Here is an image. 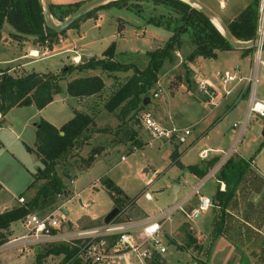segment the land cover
Segmentation results:
<instances>
[{
    "label": "rangeland",
    "instance_id": "obj_1",
    "mask_svg": "<svg viewBox=\"0 0 264 264\" xmlns=\"http://www.w3.org/2000/svg\"><path fill=\"white\" fill-rule=\"evenodd\" d=\"M142 3L148 5L143 15L127 8L110 7L102 12L104 14L101 16L99 27L95 26V20L101 10L96 12L95 17L86 18L78 24L84 22L87 33L83 43L86 41V47L94 52V57H104V49L114 41L115 49L112 59L123 63L125 69L117 71L75 70L60 81L62 91L41 112L29 106H16L0 118V205L6 204L4 200L10 202L7 204L8 207L18 205L19 195H23L25 201H28L34 196L37 187L46 181V179H40L29 187L32 173L37 167H43L40 157L27 149L34 144L35 127L40 120L48 119L54 125L61 126L74 115L75 110L91 115L93 123L55 162L54 173L61 178L63 189L57 193L54 203L49 205L50 207L33 211L39 215H45L56 208H61L67 214L69 225L79 227L99 225L115 207V199L105 185L106 178L112 179L124 190L126 196L135 198L134 203L143 212L141 218L153 217L171 208L176 202L172 201L169 185L170 183L173 185L181 183L183 177L175 176V174H180L182 169H186L179 168L172 162L171 153L175 148L182 153L180 162L186 164L197 162L200 158L199 152L203 148L222 146L221 152H217L222 160L230 156L238 159L241 157L239 152L243 156H249L254 149V145L246 151L243 147L245 143L251 141L255 131L253 127L257 123H263L264 119L250 120L239 142L234 144L238 128L233 127V122L243 121L246 108L240 101L236 109L228 112L226 110L241 96L242 85L234 82L227 84L226 89L229 92L226 93L225 88L222 87V79L216 73L218 71L222 74L225 70L233 71L237 64L241 68L242 75H246L252 66L254 52L249 69L245 61L237 62L226 50H218L216 58L197 56L189 62L186 57L193 45L184 36L181 38V45L173 53V60L165 61L156 73V79L148 91L149 101L146 104L143 103L140 109L131 111L125 119L120 117L121 106L112 112L104 108L106 100L127 79L136 71L145 68L148 62L147 52L163 46L168 38L166 35L170 34L162 27L147 24L144 17L151 13L156 15L160 12L167 13V9L144 1ZM12 29L9 23L4 22L0 32L7 35ZM148 32L154 33L153 36H150ZM66 37L67 35L61 34L55 40L49 39L44 44H39L34 38V44H37L39 52L35 57L26 58L27 60L36 59L31 61L26 68L29 71L42 73H59L64 65L80 63L81 57L79 61L73 58L79 54L83 55V52L79 51L80 43L78 42L77 46L70 44L63 47L66 44L64 41ZM73 38H78V35ZM55 46L59 48L52 50ZM65 48H69L70 52H61ZM18 52L19 48L0 46V67L7 66L0 70L9 69L15 75L21 74L23 69L20 66V60H15L13 66H8L12 65L10 59L14 57L11 56ZM85 55L87 58L91 57L89 54ZM5 60H9L8 63ZM77 75H99L105 86L100 93L79 101L65 92L68 80ZM204 78L209 79L213 87L207 86L206 90L200 89L197 80ZM155 92L158 96H154ZM257 92L264 95L263 69L260 71ZM145 112L150 113L166 127L173 124L177 128H189L191 134L187 143H177L174 138H153L142 127L139 119V115ZM215 119H218L217 122L200 137L206 126ZM130 129L137 132L136 138L142 142L141 147H136L134 141L128 138L127 131ZM233 131L235 132L234 139L228 141V135L233 134ZM198 137L199 139L186 150L183 148ZM249 143L254 144L252 141ZM232 145L235 146L236 152L231 149ZM91 156L94 160L88 163V158ZM220 160L211 169L209 168L210 174L220 164ZM215 177H218V170L215 172ZM242 180L237 184L235 195L230 200L232 201L228 208L232 213L229 214L230 217L224 214L221 219L219 208L215 210L210 224L208 217L191 219L184 211L175 209L170 214V219L163 224L159 237L167 251L157 263L264 264V227H259L264 222V193L263 191L261 193L248 191L247 188L251 187V182L243 183ZM215 186V179L210 178L199 193L210 197L215 191ZM218 187L220 190H222L221 187L226 189L225 183L219 182ZM237 189L243 190L240 195ZM77 192L80 194L77 195ZM145 192L151 193L153 198L147 199ZM182 195L183 192L180 193L177 201ZM197 196L198 194L194 195L190 200V206L196 205ZM85 203L88 204L85 205ZM216 203L214 201V204ZM190 206L185 205L186 212H189ZM130 209H132V204L127 209L129 214ZM124 210L121 214L125 212ZM256 212L259 216L251 222L253 227L244 226L243 216L246 213ZM220 225L221 229L218 231ZM14 228L13 236L27 231L21 220L14 222ZM8 232L7 241L12 237L10 226ZM188 233L196 237L197 244L180 249L179 245H184ZM6 242L0 245V264L34 263L36 253L44 252L53 243H39L36 249L32 245L20 250L17 245L5 244ZM63 257V254H50L45 256L40 264H58ZM118 264H124L123 260Z\"/></svg>",
    "mask_w": 264,
    "mask_h": 264
},
{
    "label": "trees",
    "instance_id": "obj_2",
    "mask_svg": "<svg viewBox=\"0 0 264 264\" xmlns=\"http://www.w3.org/2000/svg\"><path fill=\"white\" fill-rule=\"evenodd\" d=\"M142 1L167 9V13L160 12L158 15L151 13L149 16L144 17L147 24L162 27L169 31L171 35L163 46L147 52L148 62L145 68L141 71H136L104 103V108L110 112L121 106L120 117L122 119H125L131 111L142 107L145 97L148 96L149 88L156 79V73L165 61L173 60V53L181 45L182 37L188 38L193 45L191 52L186 57L189 62L193 61L197 56L216 58L218 50L234 49L207 15L198 7L182 0H112L92 9L75 21L69 28L78 27L80 21L95 17L98 10L110 7L127 8L143 15L148 5L142 3ZM83 2L50 3L51 14L54 19L63 21ZM258 3L259 0H253L252 3L242 10L237 19L228 24L230 32L237 39L251 40L256 37ZM4 22L12 26L16 32L15 34L34 36L35 41L39 44H44L49 39L55 40L59 35L66 32L65 30L58 34L46 26L40 0H0V30ZM114 49L115 43L113 41L104 49V57L96 58L91 56L80 63L64 65L59 73L22 70L21 74L15 75L9 72V69L0 70V115L3 116L9 109L16 106L32 105L37 109L45 107L53 101L56 94L62 91L60 81L64 80L66 75L71 74L75 70L101 69L117 71L125 69L123 63L112 59ZM254 49L255 47H249L241 50L249 53L253 52ZM262 49L264 51V45ZM104 86V81L99 75L80 76L66 83L65 92L70 96L86 98L100 93ZM217 120H213L210 126L214 125ZM92 123L93 117L91 115L77 110L60 127H56L45 119L40 120L35 130L34 148L27 147V149L40 157L43 167H37L36 171L32 173V181L29 187L40 179H46V181L37 187L31 199L0 212V245L8 240L7 233H9L11 223L21 220L31 211L44 209L54 203L57 193H60L63 189L61 178L54 173L55 162L73 146ZM127 134L128 138L134 141L136 147L142 146V142L136 138L137 132L135 130L130 129ZM195 141L196 139L191 141L185 148ZM180 155L181 153L175 148L171 153L172 162L179 168H187V170L200 178L204 177L209 168L218 160V157H214L204 161L201 166L197 163L185 166L179 160ZM93 160V156L89 157L88 163ZM248 166V161L243 157L235 159L230 156L218 170L217 178L225 183L226 189L220 190L218 187L212 197V201L213 203L214 201L217 202L216 204L219 205L221 219L226 213L225 210L234 195L237 184L244 178ZM105 185L115 199V207L118 208V213L134 203L135 198L126 196L112 179L106 178ZM220 229L221 225L218 227V231ZM196 244V237L188 233L184 245H179V248L195 246ZM75 253L74 248H69L64 243H52L44 252H37L35 262L31 264H40L42 259L50 254L64 255L58 264H83L80 260L74 258ZM157 262L156 264H158Z\"/></svg>",
    "mask_w": 264,
    "mask_h": 264
},
{
    "label": "built area",
    "instance_id": "obj_3",
    "mask_svg": "<svg viewBox=\"0 0 264 264\" xmlns=\"http://www.w3.org/2000/svg\"><path fill=\"white\" fill-rule=\"evenodd\" d=\"M257 16L256 37L261 39L264 37V0H260L258 3ZM262 47L260 44L255 46L253 63L248 74L242 75L238 66H235L233 71H224L222 74L217 72V75L222 79V87L225 88L226 93L229 92L226 85L232 82H242L248 90L244 119L233 122V127L238 128L234 144L239 142L250 120L264 119V95L257 92L260 71L264 70ZM198 84L200 89L204 90L207 86L213 87L206 79L198 80ZM154 96H158V93L155 92ZM139 119L142 127L156 139L174 138L177 143L185 144L191 134L189 128L162 125L148 112L140 114ZM234 147L232 145L231 149L235 151ZM200 155L205 157L206 151H202ZM198 189V186L194 187L184 199L175 200L176 203L171 208L156 216L135 218L127 211L128 206L123 214L119 212L109 221L103 220L99 225L89 227L69 225L67 214L61 208H56L45 215L31 211L21 219L27 231L10 239L5 244H15L22 250L32 245L36 249L39 243H64L69 248L75 249L74 258L84 264H118L121 260L124 264H155L167 251L159 237L162 233L161 221L169 217L175 209L184 211L188 218L196 219L213 205L211 197L199 195L197 204L191 207L189 212H186L185 205L191 197L199 193ZM144 195L147 199H152L151 193L145 192ZM17 201L22 204L25 198L19 196Z\"/></svg>",
    "mask_w": 264,
    "mask_h": 264
},
{
    "label": "crops",
    "instance_id": "obj_4",
    "mask_svg": "<svg viewBox=\"0 0 264 264\" xmlns=\"http://www.w3.org/2000/svg\"><path fill=\"white\" fill-rule=\"evenodd\" d=\"M79 1H86V0H49V2L50 3H53V4H67V3H75V2H79ZM199 1H201L202 3H204L205 5H207L208 7H210L212 10H214L221 18H222V20L227 24V26H228V24L231 22V21H233V20H235V19H237L238 17H239V15H240V13L242 12V10L244 9V8H246L250 3H252L253 2V0H199ZM260 1V0H259ZM105 10L103 9V10H101V12H99V14H98V17L96 18V22H95V26H98L99 24H100V22H101V16H103V14L104 13H102V12H104ZM258 24V23H257ZM149 25H151V24H149ZM99 27V26H98ZM145 27H146V25H145ZM72 32H75V33H72ZM144 32V31H143ZM16 33L15 32V30L14 29H12V30H10L9 32H8V34L6 35L4 32H1V34H0V46H9L10 48H19V52H18V54H14V56H11V57H14V58H11L10 59V61H11V63H12V65H8L9 67L10 66H13V62H15V60H20V62H21V67H22V69L23 70H27V71H29L26 67L30 64V62L31 61H33V60H36V59H33V60H27L26 58H30V57H35V56H37V55H32V52L33 51H38L39 52V48H38V46H37V44H34L35 42H34V36H31V35H19V34H15V35H18V36H15L14 34ZM86 33H87V31H86V29L84 28V22H82V24H80V25H78V27H76V28H69V29H67V32L64 34V35H67V37L64 39V41H65V43L66 44H64V46L63 47H65L66 45H70V44H74V45H76L77 46V44H78V42L80 43L79 44V46L81 45V47H79V51H81V50H83V49H89L88 47H86V41H85V43H83V41L84 40H86ZM148 34L150 35V36H153V34L154 33H150V32H148ZM75 35H78V38H76V39H74L73 37L75 36ZM171 35V33L170 34H167L166 36L167 37H169ZM72 39H74V40H72ZM168 39V38H167ZM60 41H61V39H60ZM72 41V42H71ZM163 41V40H162ZM36 45V46H35ZM57 48H59V47H52V50H54V49H57ZM92 51V50H91ZM30 52V53H29ZM61 52H63V53H68V52H70V50H69V48H65V49H62V51ZM226 52H229V54H232V57H234L235 59H236V61L237 62H240V61H245V65H247L248 66V69L250 68V64H251V56H252V53L253 52H249V53H246V52H243L241 49H229V50H226ZM54 53H58V52H54ZM54 53H52V54H54ZM263 54H264V51H263ZM49 55H51V54H49ZM94 55V52H93V54H92V56ZM48 56V55H47ZM45 57V56H44ZM79 57H81V54H79V55H76V56H74L73 58H74V60L75 61H79ZM7 61H9V60H5V62L6 63H8ZM15 65V64H14ZM235 66H238L239 67V69H240V72H241V74H243L242 73V71H241V68H240V66L239 65H235ZM0 68H7V66L5 67V66H3V67H0ZM85 70H87L88 71V69H85ZM250 70V69H249ZM9 71V70H8ZM34 71V70H33ZM84 71V70H83ZM225 71H228V70H225ZM10 72V71H9ZM218 72V71H217ZM216 72V73H217ZM40 73H42V72H40ZM216 73H215V77H216ZM248 74V73H247ZM245 75V74H244ZM80 76H84V75H77V76H75V77H80ZM75 77H73V78H75ZM73 78H71V79H73ZM71 79H69V80H71ZM204 79H206L207 81H209L210 82V80L209 79H207V78H204ZM68 80V81H69ZM198 80H201V79H198ZM197 80V81H198ZM211 83V82H210ZM212 84V83H211ZM235 84H237V85H242V87H241V92H240V94H241V96L238 98V100L236 101V102H234L232 105H230L229 106V108L226 110V112H228V111H231V110H233V109H236L237 108V106H238V104L240 103V101H242L243 102V104H244V106H245V108L247 107L246 105H247V94H248V90H247V88H246V86H245V84L244 83H242V82H240V83H235ZM66 87V86H65ZM59 94V93H58ZM57 95V94H56ZM55 95V96H56ZM245 95V96H244ZM262 95V94H261ZM55 96H54V98H53V100L55 99ZM73 97H75V96H73ZM75 98H77L79 101H83V100H85V98H78V97H75ZM53 101H51L50 103H52ZM49 103V104H50ZM49 104H47V105H49ZM46 105V106H47ZM46 106L45 107H43V108H41V109H37L36 107H34V106H29V107H33V108H35L36 110H37V112H41L43 109H45L46 108ZM225 112V113H226ZM4 117V115L2 116V115H0V118H3ZM220 118V117H219ZM218 118V119H219ZM258 119H260V118H257V119H255V120H258ZM45 120H47L48 122H50L51 124H53V122L51 121V120H48V119H45ZM157 120V119H156ZM212 122V121H211ZM211 122L206 126V129L204 130V132L200 135V137L204 134V133H206V131H207V129L209 128V127H211L210 126V124H211ZM235 122V121H234ZM1 125V124H0ZM54 125V124H53ZM35 126H36V124H35ZM56 126V125H55ZM171 126H174L173 124H171ZM171 126H167V127H171ZM56 127H60V126H56ZM36 128H37V126L35 127V130H36ZM2 129V128H1ZM253 130H255L254 131V133H253V135H252V138L250 139L254 144H250L249 142H251V141H249V142H247V143H245V145H244V147H243V149H244V151H246L249 147H251L252 145H254V149L249 153V156H243L240 152L238 153L241 157H243L244 159H246L247 161H248V163H249V166H248V169H247V173H248V175H247V173H245L246 174V177L242 180V182L244 183V182H251V187H249V188H247V187H245V188H247L248 189V191H250V192H254V193H261L262 191V193H264V135H263V132H264V121H263V123H257L254 127H253ZM261 131H262V133H261ZM234 132V131H233ZM234 136H235V132L233 133V134H229L228 135V141H230V140H233L234 139ZM199 139V137L198 138H196V141ZM236 139V138H235ZM235 139H234V141H233V143L235 142ZM195 141V142H196ZM34 142H35V140H34ZM191 142V141H190ZM189 142V143H190ZM194 142V143H195ZM188 143V144H189ZM193 143V144H194ZM187 144V145H188ZM186 145V146H187ZM223 145V144H222ZM186 146H184L183 148H185ZM191 146V145H190ZM190 146H188V147H190ZM30 147H32V148H34V144L32 145V146H30ZM187 147V148H188ZM187 148H185V150L187 149ZM235 148V147H234ZM250 149V148H249ZM184 150V151H185ZM206 151V156L205 157H201V155H200V153L202 152V151ZM221 150H222V146H218V148H214V147H212V148H203V149H201L200 150V152H199V160L197 161V162H194L193 164H199V166H201L202 165V163L204 162V161H206V160H210V159H213L214 157H218V160L216 161V163H218V161L220 160L221 162H220V164L215 168V170H214V168H213V170H214V172H213V175H211L210 174V170H208V172H207V174L204 176V177H202V178H200V177H198L197 175H195V174H193V173H191L189 170H187V168L186 169H182V171L181 172H179L180 174H175V176L177 175V176H181V177H183L182 178V182L181 183H176V184H171L170 183V190H171V192H172V201H174V198H175V195H174V191L175 192H177V198H176V200H178V198H179V195H180V193L181 192H183V195L180 197V199L179 200H182V199H184L187 195H189L190 193H191V191L194 189V187H197L198 186V191H200L201 190V188L203 187V185L205 184V182L208 180V179H210V178H214L215 179V183H216V186H215V191H216V189L218 188V184H219V182L221 183V184H223L224 182L223 181H221V180H219V179H217L216 177H215V172L217 171V170H219L220 169V167L222 166V164L224 163V160H222V158H221V156H220V154H218L217 152H221ZM236 150V149H235ZM183 151V152H184ZM249 151V150H248ZM247 151V152H248ZM213 152L215 153V154H213ZM236 152V151H235ZM182 154V153H181ZM208 154H209V157H208ZM179 160H180V157H179ZM183 165H190V164H186V163H183V162H181ZM215 163V164H216ZM214 164V165H215ZM213 165V166H214ZM212 166V167H213ZM211 167V168H212ZM210 168V169H211ZM35 172V171H34ZM33 172V173H34ZM182 173V174H181ZM208 174H210V175H208ZM32 180V179H31ZM217 180H218V182H217ZM245 180V181H244ZM177 185V186H176ZM222 188V190H224V187H221ZM122 189V188H121ZM123 190V189H122ZM215 191L213 192V194L210 196L211 197V199H212V197H213V195H214V193H215ZM237 191L239 192V195L241 194V192L243 191H241V190H238L237 189ZM236 191V192H237ZM123 192H124V190H123ZM238 192H237V194H238ZM125 193V192H124ZM77 195L78 194H80V192H77L76 193ZM199 195H203V194H201V193H198V196ZM235 195V194H234ZM239 195H237V196H239ZM19 196H21V195H19ZM18 196V197H19ZM23 196V195H22ZM198 196H197V199H196V202H198ZM194 197V196H193ZM193 197H191V199L193 198ZM153 198V197H152ZM190 199V200H191ZM190 200L188 201V205L190 206V204H189V202H190ZM5 202H6V204L5 203H3V204H1L0 205V212H3V211H5V210H7V209H10V208H12V207H14L13 205H10L9 207L7 206V204L8 203H10L9 201L7 202V200H4ZM3 201V202H4ZM18 202V201H17ZM232 201H230V203H231ZM229 203V204H230ZM88 203H85V205H87ZM197 204V203H196ZM192 206V205H191ZM191 206H190V208H191ZM195 206V205H194ZM193 207V206H192ZM229 208V205L227 206V208H226V213H225V215L226 216H229L230 217V215L232 214L231 213V211L228 209ZM217 209H219V205H217V204H214L213 203V205L210 207V208H208L206 211H204V212H202L201 213V215L199 216V217H201V219H206L207 217H208V219L210 220V224H211V222H212V219H213V216H214V213H215V210H217ZM228 212V213H227ZM130 214L133 216V217H136V218H141L142 216H143V212H142V210L136 205V203H133L132 204V209H130ZM230 214V215H229ZM156 216V215H155ZM259 216V214H258V212H256V213H246L243 217H244V226H251V227H253L252 225H251V222H254L255 220H256V217H258ZM198 217V218H199ZM170 219V215H169V217H167V218H165L164 220H162L161 221V226L163 227V224L165 223V221H167V220H169ZM88 220H91V219H89L88 218ZM103 220H104V218H103ZM102 220V221H103ZM92 221V220H91ZM101 221V222H102ZM76 226V225H75ZM260 226H263L264 227V222L262 223V224H260L259 225V227ZM250 228V227H249ZM14 230H15V228H14V222L13 223H11V225H10V231H11V239L12 238H14V237H16V236H13V234H14ZM22 235V234H21ZM18 236H20V235H18Z\"/></svg>",
    "mask_w": 264,
    "mask_h": 264
},
{
    "label": "water",
    "instance_id": "obj_5",
    "mask_svg": "<svg viewBox=\"0 0 264 264\" xmlns=\"http://www.w3.org/2000/svg\"><path fill=\"white\" fill-rule=\"evenodd\" d=\"M42 7H43V13L45 18V24L46 26L53 30L56 33H61L65 30H67L75 21L79 20L81 17H83L85 14H87L92 9L96 8L99 5L105 4L112 0H86L82 4H80L75 10H73L63 21H57L53 18L51 14L50 9V2L49 0H40ZM192 6L198 7L205 15H207L211 22L216 26L218 24L221 28V30L217 27V29L227 38L230 45L234 49H244L249 47H255L257 45H264V37L259 38L255 37L251 40H239L237 39L229 30L227 24L222 20V18L210 7L205 5L199 0H182ZM83 52V55L81 56V61H85L87 59V56L85 54H89L92 56L93 51L88 49L81 50ZM149 101V97H145L144 104H146ZM264 135V132H263ZM177 186V185H176ZM174 201L176 200L177 192L174 191ZM118 213V208L113 207V209L104 217V221H109L111 218H113Z\"/></svg>",
    "mask_w": 264,
    "mask_h": 264
},
{
    "label": "bare ground",
    "instance_id": "obj_6",
    "mask_svg": "<svg viewBox=\"0 0 264 264\" xmlns=\"http://www.w3.org/2000/svg\"><path fill=\"white\" fill-rule=\"evenodd\" d=\"M216 26L221 30L220 26L218 24H216ZM32 55H38V51H33Z\"/></svg>",
    "mask_w": 264,
    "mask_h": 264
}]
</instances>
